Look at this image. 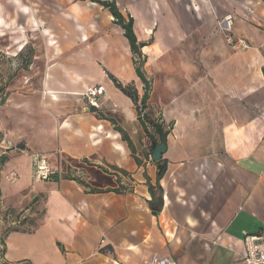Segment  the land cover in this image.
<instances>
[{
  "label": "crops",
  "instance_id": "1",
  "mask_svg": "<svg viewBox=\"0 0 264 264\" xmlns=\"http://www.w3.org/2000/svg\"><path fill=\"white\" fill-rule=\"evenodd\" d=\"M45 1L55 12L42 18L40 0L34 11L12 2L25 26H47L52 63L36 103L22 108L32 134H0L21 148L0 159V196L11 214L28 217L8 233L4 216L0 264H152L154 255L243 264L245 237L264 230V0H115L146 44L145 112L168 131L161 179L138 108L114 82L145 93L123 30L60 61L71 48L54 35L59 5ZM3 9L0 27L9 24ZM226 15L247 50L227 43L219 27ZM66 39L86 44L72 30ZM95 86L105 89L99 109L82 97ZM32 153L56 173L49 181L34 177Z\"/></svg>",
  "mask_w": 264,
  "mask_h": 264
},
{
  "label": "rangeland",
  "instance_id": "2",
  "mask_svg": "<svg viewBox=\"0 0 264 264\" xmlns=\"http://www.w3.org/2000/svg\"><path fill=\"white\" fill-rule=\"evenodd\" d=\"M33 1L25 0L26 6L32 9ZM50 1L59 5L56 17L60 24L56 26L54 35L57 34L59 38L60 48H71V51L63 52L64 55H61L60 61L67 59L66 62H69V58L77 57L76 53L80 48L87 51H93L95 47L100 48L118 26L109 10L99 4L82 0ZM12 2L13 0H0V4L5 7L1 12L2 16L9 22L7 26L0 27V123L3 127L5 126L0 134L11 132L25 135L32 134V130L26 128L29 118L22 109L24 101L32 100L36 103L34 99L40 95L39 83L52 61L48 57V42L44 35L47 26L45 24L25 26L23 20L19 19L18 10ZM40 2L44 3L41 18L47 15L45 14L47 12L48 14L51 13L50 11L55 12L54 8L52 10L49 8V2L45 0ZM259 27L264 30L262 26ZM71 30L77 34V37H82L86 44L79 47L69 46L66 34ZM148 38L152 41L151 36ZM94 60L97 61L96 58ZM144 92H146V86H144ZM150 92L149 84L148 93ZM23 144L25 142L21 141L19 146ZM37 213L41 211L38 210Z\"/></svg>",
  "mask_w": 264,
  "mask_h": 264
},
{
  "label": "built area",
  "instance_id": "3",
  "mask_svg": "<svg viewBox=\"0 0 264 264\" xmlns=\"http://www.w3.org/2000/svg\"><path fill=\"white\" fill-rule=\"evenodd\" d=\"M235 24V17L232 15H226L219 24L221 30L225 33L227 43L234 49H242L247 50L249 47L243 40L234 39L233 37V26ZM105 94V89L103 86H95L94 88H90L85 93L82 94V97L87 100L88 105L93 109L100 108V102L98 98ZM19 148L15 147L12 142H10L5 136L0 141V158L7 154L9 151H16ZM31 161L33 166V175L37 177L41 181H49L53 176H55V172H53L50 165L47 161L42 157L41 154L32 153ZM151 160V157H150ZM4 216H6L8 224V230L18 229V226L24 225L27 221L28 217L23 216L22 214L14 215L11 214L5 205L4 199L0 196V224L2 221H5ZM246 242V252L243 255V264H264V230L258 235H247L245 237ZM3 239L0 237V245H2ZM104 245L105 240L102 239L100 242ZM152 264H175L169 258H160L156 255L151 257ZM21 264H28L23 262Z\"/></svg>",
  "mask_w": 264,
  "mask_h": 264
},
{
  "label": "trees",
  "instance_id": "4",
  "mask_svg": "<svg viewBox=\"0 0 264 264\" xmlns=\"http://www.w3.org/2000/svg\"><path fill=\"white\" fill-rule=\"evenodd\" d=\"M82 1H88L92 2L94 4H99L102 6L104 9L109 10L113 18L116 20L118 26L123 30L125 37L128 39L129 44H130V49L133 53V63L134 67L136 68V73L138 78L145 82L146 85V92L142 95V97H139L138 91L135 88L134 84H129V85H122L119 83L116 79H114V82L117 84V86L121 89V91L127 95L130 99L133 100L135 105L138 108V114H139V120L146 131V134L148 135L149 139H151L152 142L157 143L156 136H158L159 142L160 143H165L166 142V137L168 136V131L164 130L162 125L157 123V121L153 120L146 114V109H147V102L149 100V93H148V86L149 83L146 82L145 80V74L143 71L144 68V62H145V57L142 53L141 48H143L146 44L145 43H139L137 36L134 33V24L135 20L128 15V18L123 17L121 14L117 3H115L114 0H107V1H102V0H82ZM150 126L152 130L154 131L155 134H151L147 128V126ZM117 131H119L122 134L123 140L127 142L131 146V140L129 137H127L126 133L122 131L121 129L117 128ZM21 149V148H19ZM149 157V154H148ZM158 166V178L161 179V177L164 175L166 172V164L163 162H158L156 163ZM152 191V187H150ZM11 231H18L17 229H11L7 230V232Z\"/></svg>",
  "mask_w": 264,
  "mask_h": 264
},
{
  "label": "water",
  "instance_id": "5",
  "mask_svg": "<svg viewBox=\"0 0 264 264\" xmlns=\"http://www.w3.org/2000/svg\"><path fill=\"white\" fill-rule=\"evenodd\" d=\"M151 146V160L152 162L158 163L167 151L166 143H161L160 145H158L156 142H152Z\"/></svg>",
  "mask_w": 264,
  "mask_h": 264
}]
</instances>
